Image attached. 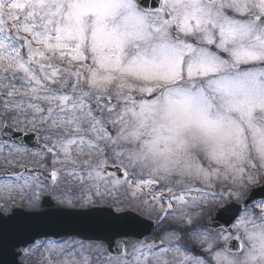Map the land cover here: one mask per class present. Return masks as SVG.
I'll return each mask as SVG.
<instances>
[{
  "label": "snow or ice",
  "instance_id": "obj_1",
  "mask_svg": "<svg viewBox=\"0 0 264 264\" xmlns=\"http://www.w3.org/2000/svg\"><path fill=\"white\" fill-rule=\"evenodd\" d=\"M37 218L158 230L31 264H264V0H0V237Z\"/></svg>",
  "mask_w": 264,
  "mask_h": 264
},
{
  "label": "water",
  "instance_id": "obj_2",
  "mask_svg": "<svg viewBox=\"0 0 264 264\" xmlns=\"http://www.w3.org/2000/svg\"><path fill=\"white\" fill-rule=\"evenodd\" d=\"M148 3H152V0H148ZM257 201L260 197L257 196ZM221 226V225H217ZM227 227L226 225H223ZM152 228H149L147 221L143 225L134 223L131 220H124L113 223H106L98 221L87 228L77 227L70 225L68 227L52 229L49 226V222L46 218H37L31 223L30 226L24 228H9L7 233L0 237V264H19L18 258L20 254H17V250L20 248H26L33 236L37 239H42L38 233L45 231H81L82 236L79 238L85 239L88 242L103 243L105 246L112 244V254H116V247L114 242H120L123 245V241L126 239L137 240L138 234L143 233L140 238H146L150 235ZM121 233H129V235H121Z\"/></svg>",
  "mask_w": 264,
  "mask_h": 264
},
{
  "label": "rangeland",
  "instance_id": "obj_3",
  "mask_svg": "<svg viewBox=\"0 0 264 264\" xmlns=\"http://www.w3.org/2000/svg\"><path fill=\"white\" fill-rule=\"evenodd\" d=\"M31 166V165H30ZM27 210V209H26ZM8 214H10V213H6V215H8ZM154 218V217H153ZM158 229L156 228L154 231H153V233L155 232V231H157ZM152 233V234H153ZM152 236V235H151ZM151 236L149 237V239L151 238ZM131 243H134L133 241H128V242H126V244H131ZM21 260L24 262V263H26V264H31V261L29 260V259H26L25 258V256H24V254L22 255V257H21Z\"/></svg>",
  "mask_w": 264,
  "mask_h": 264
}]
</instances>
